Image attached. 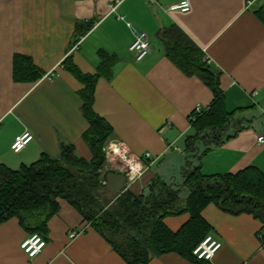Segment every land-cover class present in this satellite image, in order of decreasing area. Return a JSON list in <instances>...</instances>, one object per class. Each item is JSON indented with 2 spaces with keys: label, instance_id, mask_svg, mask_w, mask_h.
<instances>
[{
  "label": "crops",
  "instance_id": "obj_1",
  "mask_svg": "<svg viewBox=\"0 0 264 264\" xmlns=\"http://www.w3.org/2000/svg\"><path fill=\"white\" fill-rule=\"evenodd\" d=\"M179 1L123 0L111 11L115 0H0V162L18 168L43 153L58 158L62 143L91 159L83 137L88 128L79 93L83 85L65 60L95 74L102 51L112 59L111 73L97 78L93 109L112 127L107 141L122 142L141 158L151 154L143 159L147 170L126 189L146 195L154 181L180 184L186 138L194 132L189 117L196 105L206 109L211 104L213 92L168 56L163 32L176 26L218 71L226 110L234 112L230 137L204 153L200 145L195 164L204 174L253 166L264 175V142L257 140L264 135V23L254 13L264 0H189L188 11L171 8ZM88 21L93 22L89 30ZM128 23L149 37L151 52L139 60L129 51L133 31ZM17 55L30 59L39 71L37 79L14 78ZM47 73L53 76L44 78ZM24 131L33 139L14 152L11 144ZM164 162L176 176L152 169ZM59 203L43 235L16 217L0 223V264H126L75 208L64 200ZM201 214L209 234L222 242L210 261L194 262L168 252L146 264H264L260 219L228 213L214 203ZM188 218L183 212L163 221L176 231ZM72 230L77 234L70 238ZM34 234L46 244L30 257L21 243Z\"/></svg>",
  "mask_w": 264,
  "mask_h": 264
},
{
  "label": "trees",
  "instance_id": "obj_2",
  "mask_svg": "<svg viewBox=\"0 0 264 264\" xmlns=\"http://www.w3.org/2000/svg\"><path fill=\"white\" fill-rule=\"evenodd\" d=\"M254 13L264 23V5ZM92 24L88 21L87 30ZM163 34L170 59L184 73L198 76L213 92L206 110L193 113L194 132L186 138L182 182L168 185L154 181L146 195H134L125 189L113 197L107 191L103 147L112 127L94 111L93 94L97 78L111 73L112 59L100 51L101 61L95 74L83 73L70 59L65 60L68 71L83 85L79 91L81 110L88 122L83 137L91 159L77 156L71 144L62 143L58 158L43 153L36 161L18 168L0 162V223L16 217L22 226L43 235L48 220L58 212L60 200H64L126 264H146L153 256L168 252L205 262L196 260L192 250L210 232V225L201 214L209 203L231 214H252L264 224V175L259 170L250 166L236 173L204 174L195 164L200 145L204 153L230 137L228 128L234 112L226 110L218 71L203 59L201 50L176 26ZM39 76L28 57H15L16 80H35ZM183 212L189 214L188 220L176 231L169 229L163 218ZM260 238L264 243L263 235Z\"/></svg>",
  "mask_w": 264,
  "mask_h": 264
},
{
  "label": "built area",
  "instance_id": "obj_3",
  "mask_svg": "<svg viewBox=\"0 0 264 264\" xmlns=\"http://www.w3.org/2000/svg\"><path fill=\"white\" fill-rule=\"evenodd\" d=\"M122 1L123 0H115V3L110 5V10H115ZM149 1L158 3L160 0ZM171 8L188 11L190 9V2L189 0H180L179 3L173 5ZM128 25L133 31V39L129 45V51L132 52L135 60H139L151 52L149 37L145 32L137 30L130 23H128ZM81 38L82 37H80V39ZM52 76L53 73H47L44 75V78L50 79ZM203 110L206 109H202L200 105H196L193 113H200ZM189 119L190 122H193L195 120V115L192 114ZM32 139V133L24 131L14 138L11 144V149L14 152H19ZM257 140L259 143H263L264 135H260ZM103 152L105 154L103 172L105 173L108 171L115 172L117 174L124 173L126 176V188L128 185L139 179L147 170L149 164L144 162L143 159L149 160L151 156L150 152H146L142 158L138 157L132 154L122 142L107 141L103 147ZM76 234L77 231L72 230L69 233V237L73 238ZM45 244L46 242L41 236L34 234L21 243V248L28 254V256L33 257L42 250ZM221 246V241L214 238L213 235L208 234L193 248L192 255L196 260L208 262L213 258L214 254L221 248Z\"/></svg>",
  "mask_w": 264,
  "mask_h": 264
},
{
  "label": "water",
  "instance_id": "obj_4",
  "mask_svg": "<svg viewBox=\"0 0 264 264\" xmlns=\"http://www.w3.org/2000/svg\"><path fill=\"white\" fill-rule=\"evenodd\" d=\"M105 187L111 196H118L126 189V176L124 173L108 172L105 175Z\"/></svg>",
  "mask_w": 264,
  "mask_h": 264
},
{
  "label": "rangeland",
  "instance_id": "obj_5",
  "mask_svg": "<svg viewBox=\"0 0 264 264\" xmlns=\"http://www.w3.org/2000/svg\"><path fill=\"white\" fill-rule=\"evenodd\" d=\"M155 168H157L156 170L160 172V174L171 175L172 177L176 176V172L165 162L162 164H159L158 166H154L152 169L154 170ZM103 170H104V167H103ZM186 192H187V189H186Z\"/></svg>",
  "mask_w": 264,
  "mask_h": 264
}]
</instances>
